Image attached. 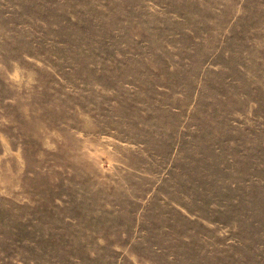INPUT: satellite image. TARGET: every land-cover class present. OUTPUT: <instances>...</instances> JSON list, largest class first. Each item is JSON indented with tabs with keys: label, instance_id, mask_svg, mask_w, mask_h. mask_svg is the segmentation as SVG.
Returning <instances> with one entry per match:
<instances>
[{
	"label": "rangeland",
	"instance_id": "obj_1",
	"mask_svg": "<svg viewBox=\"0 0 264 264\" xmlns=\"http://www.w3.org/2000/svg\"><path fill=\"white\" fill-rule=\"evenodd\" d=\"M0 264H264V0H0Z\"/></svg>",
	"mask_w": 264,
	"mask_h": 264
}]
</instances>
